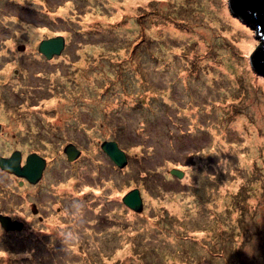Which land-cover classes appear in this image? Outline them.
I'll list each match as a JSON object with an SVG mask.
<instances>
[{
  "label": "rangeland",
  "instance_id": "1",
  "mask_svg": "<svg viewBox=\"0 0 264 264\" xmlns=\"http://www.w3.org/2000/svg\"><path fill=\"white\" fill-rule=\"evenodd\" d=\"M111 1L0 0V156L47 161L35 186L0 173V213L24 224L0 228V264H264L255 32L228 0Z\"/></svg>",
  "mask_w": 264,
  "mask_h": 264
},
{
  "label": "water",
  "instance_id": "2",
  "mask_svg": "<svg viewBox=\"0 0 264 264\" xmlns=\"http://www.w3.org/2000/svg\"><path fill=\"white\" fill-rule=\"evenodd\" d=\"M230 13L247 23L255 32V38L259 41L249 56L251 69L264 77V0H228ZM65 47L64 38L61 36L43 40L38 45V53L50 60L54 55L61 54ZM100 148L110 162L117 168L123 169L128 164L126 153L120 149L115 141H104ZM64 153L69 162H73L81 154L74 145H68ZM46 161L37 154H30L21 165V156L15 151L8 158L0 156V170L13 174L18 178H24L30 184H36L42 177ZM121 203L138 214L143 210V201L137 188L128 191L122 198ZM0 225L5 231H20L21 224L11 221L10 218L0 215Z\"/></svg>",
  "mask_w": 264,
  "mask_h": 264
},
{
  "label": "flooded vegetation",
  "instance_id": "3",
  "mask_svg": "<svg viewBox=\"0 0 264 264\" xmlns=\"http://www.w3.org/2000/svg\"><path fill=\"white\" fill-rule=\"evenodd\" d=\"M0 130H1V127H0ZM75 146V145H74ZM76 147V146H75ZM77 148V147H76ZM100 148V147H99ZM78 149V148H77ZM79 150V149H78ZM19 152V151H18ZM20 153V152H19ZM63 153V157L65 158V160H66V162H67V164L70 166V165H72L73 163H75L76 161H78V159H76L75 161H73V162H69L68 160H67V157H66V155H65V153L64 152H62ZM20 156H21V154H20ZM3 157V156H2ZM42 157V156H41ZM26 158V157H25ZM43 158V157H42ZM43 159H45V158H43ZM45 161H46V159H45ZM24 163H25V160H23L22 161V156H21V165H24ZM46 166H47V161H46ZM46 166H45V169H44V171L46 170ZM44 171L42 172V177H43V175H44ZM2 171H0V173H1ZM3 173V172H2ZM7 175V174H6ZM11 175V176H10ZM9 176L10 177H14V179L15 180H18V183L19 184H23V186L24 185H28V186H35V185H37L41 180H42V177H41V179L39 180V182L38 183H36V184H30V183H28L27 182V180L26 179H24V178H18V177H16V176H14V175H12V174H10ZM122 204V203H121ZM122 206H124L123 204H122ZM125 207V206H124ZM126 208V207H125ZM128 209V208H127ZM0 215H2V216H6V217H8V218H10V220L11 221H16V222H18V223H20L21 224V229H20V231H17V230H9V231H5L2 227H1V225H0V228L4 231V232H6L7 234H13V233H17V232H21L22 231V228H23V222H21L19 219H15V218H12L11 216H9V215H7V214H4V213H0Z\"/></svg>",
  "mask_w": 264,
  "mask_h": 264
},
{
  "label": "bare ground",
  "instance_id": "4",
  "mask_svg": "<svg viewBox=\"0 0 264 264\" xmlns=\"http://www.w3.org/2000/svg\"><path fill=\"white\" fill-rule=\"evenodd\" d=\"M105 1H107V2H109V3H111L112 1L111 0H105ZM129 2V1H128ZM212 11H214L215 12V10L213 9ZM216 13H218V15L220 16V18L221 19H226V14H225V10L223 9V8H220V10L218 11V12H216ZM120 14V12H117V14H116V17L118 16ZM232 23V26H233V30L234 29H238V25H235V23H234V21L233 22H231ZM235 31V30H234ZM245 40H242L241 42H239V44H238V48H240V49H242V48H244V42ZM251 68V67H250ZM252 70V69H251ZM252 72L253 73H255L253 70H252ZM258 84L259 85H261L262 83H261V81H258ZM149 226L151 225V224H148ZM197 233H199V232H197Z\"/></svg>",
  "mask_w": 264,
  "mask_h": 264
}]
</instances>
